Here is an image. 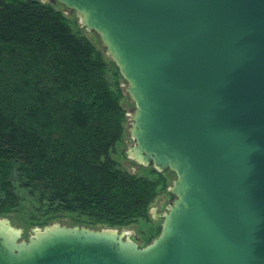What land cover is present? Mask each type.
<instances>
[{
  "label": "water",
  "instance_id": "1",
  "mask_svg": "<svg viewBox=\"0 0 264 264\" xmlns=\"http://www.w3.org/2000/svg\"><path fill=\"white\" fill-rule=\"evenodd\" d=\"M76 11L135 103L130 156L172 171L159 237L0 221V264H264V0H39Z\"/></svg>",
  "mask_w": 264,
  "mask_h": 264
},
{
  "label": "trees",
  "instance_id": "2",
  "mask_svg": "<svg viewBox=\"0 0 264 264\" xmlns=\"http://www.w3.org/2000/svg\"><path fill=\"white\" fill-rule=\"evenodd\" d=\"M70 23L50 3L0 0V218L27 205L40 226L65 215L92 228L150 221L166 176L113 159L128 119L124 78Z\"/></svg>",
  "mask_w": 264,
  "mask_h": 264
},
{
  "label": "rangeland",
  "instance_id": "3",
  "mask_svg": "<svg viewBox=\"0 0 264 264\" xmlns=\"http://www.w3.org/2000/svg\"><path fill=\"white\" fill-rule=\"evenodd\" d=\"M57 9L64 12L66 17L70 20V25L73 29V32L85 34L98 48H104L99 37L94 32L86 31L82 25L81 16L76 11H69L65 6L56 2L53 4ZM105 49V48H104ZM106 55L108 58H111L106 50ZM112 59V58H111ZM122 90H123V106L127 110V122L125 124V134L121 141H119L115 146V151L112 154L113 159L118 163L119 167L123 170H126L132 174H136L143 177L153 178L154 175L151 173V170L154 168L153 166H144L138 162H136L129 154L130 148L135 145V140L132 138L130 134V126H131V117L133 115L135 109V103L132 97L128 94L127 91V83L125 80H122ZM155 169V168H154ZM166 176L167 185L169 186L168 192L161 191L154 201V203L150 207L149 215L150 221H140L136 224L123 227L116 228L119 232H123L126 237L130 238L134 242H136L141 248L148 246V240L151 237L150 228L154 227L155 229L163 228V215L168 211L170 206V202L173 199L170 194V187L175 182L177 176L172 171L162 172ZM28 206L24 205V208H21L18 211L11 212L4 217L0 218V221L8 222L13 228L18 229L22 232L21 239L28 240L31 236H33L36 232L42 231L47 227H55V226H81L94 230H102V229H112L107 227H97L92 228L85 225H80L78 218L76 216H61L58 219H54L50 221L47 225L40 226L37 225L36 221L30 220L27 216ZM156 231V230H155ZM162 232V231H161ZM160 236V235H159ZM158 236V237H159ZM154 242V241H153Z\"/></svg>",
  "mask_w": 264,
  "mask_h": 264
}]
</instances>
